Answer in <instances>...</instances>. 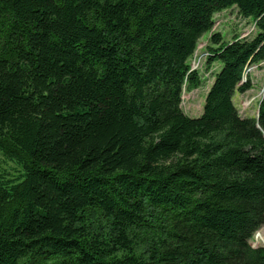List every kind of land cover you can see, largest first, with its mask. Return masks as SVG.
<instances>
[{
  "label": "trees",
  "instance_id": "obj_1",
  "mask_svg": "<svg viewBox=\"0 0 264 264\" xmlns=\"http://www.w3.org/2000/svg\"><path fill=\"white\" fill-rule=\"evenodd\" d=\"M233 8L257 33L212 34L189 117ZM263 63L264 0H0V264H264Z\"/></svg>",
  "mask_w": 264,
  "mask_h": 264
},
{
  "label": "rangeland",
  "instance_id": "obj_2",
  "mask_svg": "<svg viewBox=\"0 0 264 264\" xmlns=\"http://www.w3.org/2000/svg\"><path fill=\"white\" fill-rule=\"evenodd\" d=\"M214 33H220L226 42H232L235 37L240 39L252 38L257 33L256 23L252 19L242 17L236 8L218 13L215 17V26L212 33L204 35L200 40L195 54L190 60V66L193 65L195 58L197 62L205 56V66L199 73L202 85L199 89L185 93L183 96L182 108L184 113L192 118L200 117L203 114L207 94L214 82L215 74L220 70V64L214 63L208 66L207 61L210 57L208 47L211 45V36ZM204 60V59H203ZM203 65V62H202ZM252 66L251 71L244 77H251L253 88L245 94H237L235 96V104L242 117H257L259 112V104L261 102L264 89V64L260 68ZM201 69V68H200ZM16 166L6 161L0 155V174L7 172L15 174ZM264 227L261 229L258 238L254 236L251 244L254 247H264Z\"/></svg>",
  "mask_w": 264,
  "mask_h": 264
},
{
  "label": "built area",
  "instance_id": "obj_3",
  "mask_svg": "<svg viewBox=\"0 0 264 264\" xmlns=\"http://www.w3.org/2000/svg\"><path fill=\"white\" fill-rule=\"evenodd\" d=\"M204 59V60H203ZM203 59L202 60H199L198 62H197V59L195 58V60L193 61V65H191V71L193 72V71H200V70H202L203 69V66H204V63H205V61H206V57L204 56L203 57ZM202 62H203V65H202ZM201 68V69H200ZM255 68H257V67H255Z\"/></svg>",
  "mask_w": 264,
  "mask_h": 264
},
{
  "label": "bare ground",
  "instance_id": "obj_4",
  "mask_svg": "<svg viewBox=\"0 0 264 264\" xmlns=\"http://www.w3.org/2000/svg\"><path fill=\"white\" fill-rule=\"evenodd\" d=\"M250 67V66H249ZM247 80V77H244V80H243V82H245Z\"/></svg>",
  "mask_w": 264,
  "mask_h": 264
}]
</instances>
